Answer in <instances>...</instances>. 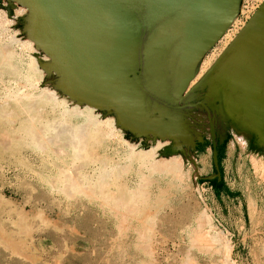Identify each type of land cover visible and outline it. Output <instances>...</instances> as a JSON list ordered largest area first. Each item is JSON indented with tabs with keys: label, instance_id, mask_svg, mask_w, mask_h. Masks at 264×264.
<instances>
[{
	"label": "rangeland",
	"instance_id": "rangeland-1",
	"mask_svg": "<svg viewBox=\"0 0 264 264\" xmlns=\"http://www.w3.org/2000/svg\"><path fill=\"white\" fill-rule=\"evenodd\" d=\"M25 13L1 0L0 264H264V148L251 145L242 127L215 125V140L224 134L215 194L205 112L192 116L205 139L187 147L192 153L118 124L103 131L108 118L93 120L102 111L68 104L39 66L48 56L16 23ZM223 35L191 83L233 37ZM164 154L163 168L155 162ZM119 198L131 206L123 218Z\"/></svg>",
	"mask_w": 264,
	"mask_h": 264
},
{
	"label": "water",
	"instance_id": "water-1",
	"mask_svg": "<svg viewBox=\"0 0 264 264\" xmlns=\"http://www.w3.org/2000/svg\"><path fill=\"white\" fill-rule=\"evenodd\" d=\"M13 1L26 8L19 31L48 56L39 66L54 72L51 80L69 97L112 110L135 135H168L191 148L205 140L190 112L202 107L210 178H220L224 139L222 132L214 139L215 125L242 127L251 145L264 148V0L191 84L240 0Z\"/></svg>",
	"mask_w": 264,
	"mask_h": 264
},
{
	"label": "bare ground",
	"instance_id": "bare-ground-1",
	"mask_svg": "<svg viewBox=\"0 0 264 264\" xmlns=\"http://www.w3.org/2000/svg\"><path fill=\"white\" fill-rule=\"evenodd\" d=\"M12 1H13V0H12ZM0 3H1V0H0ZM18 4H19V3H18ZM8 5H9V4H8ZM20 5H21V4H20ZM21 6H23V5H21ZM1 7H2V6H1ZM23 7H25V6H23ZM3 8H4V6H3ZM12 13H13V12H12ZM12 13H11V16L13 15ZM12 17H14V18H12V19H15V16H12ZM18 21H19V20H18ZM6 22H7V21H6ZM3 23H4V22H3ZM23 33H24V32H23ZM24 34H25V33H24ZM25 35H26V34H25ZM228 35H229V33H228ZM230 35H231V34H230ZM26 37H27V36H26ZM27 38H28V37H27ZM227 38H228V37H227ZM230 38H231V36H230ZM29 39H30V38H29ZM30 40H31V39H30ZM32 41H33V40H32ZM33 42H34V41H33ZM224 43H225V42H224ZM226 43H227V42H226ZM34 44H35V43H34ZM22 45H23V44H22ZM35 47H36V48H39V47L36 46V45H35ZM39 49H40V48H39ZM37 52H38V51H37ZM41 54H42V53H41ZM207 54H208V53H207ZM205 55H206V54H205ZM205 55H204V56H205ZM204 56H203V57H204ZM24 57H25V56H24ZM35 57H36V56H35ZM203 57H202V58H203ZM41 58H42V57H41ZM202 58H201V59H202ZM201 59H200V60L198 61V63H197V66H196V72H195L194 77H195L196 74H197V71H198V65H199ZM34 60H35V59H34ZM8 62H9V61H8ZM2 64H4V63H2ZM11 64H12V63H11ZM207 64H208V63H207ZM41 68H42V67H41ZM42 69H43V68H42ZM43 70H44V69H43ZM31 73H32V72H31ZM46 74L48 75V77H51V78H52L53 75H54V72L51 71V72L46 73ZM17 77H18V76H17ZM194 77L190 80V83H191V81L194 79ZM13 81H14V80H13ZM25 82H26V81H25ZM33 82H34V81H33ZM33 82H32V83H33ZM30 83H31V82H30ZM22 84H23V83H22ZM53 84H54V82H53ZM30 85H31V84H30ZM54 85H55V84H54ZM55 86H56V85H55ZM27 87H28V86H27ZM56 87H57V86H56ZM57 88H58V87H57ZM47 89H49V88H47ZM54 89H56V88H54ZM60 90H61V89H60ZM31 91H32V90H31ZM54 91H55V90H54ZM61 92H62L63 94H65L62 90H61ZM56 94H58V93H56ZM58 95H59V94H58ZM65 95H66V94H65ZM65 95H63V96H65ZM13 96H14V95H13ZM66 96L68 97V98H66L68 104L72 102V101H70L71 99H72V100H75V101L77 102V104H86V103H83V102H78L75 98L69 97L68 95H66ZM56 98H57V97H56ZM69 98H70V100H69ZM59 99H62V98H59ZM47 101H48V100H47ZM58 101H60V100H58ZM64 101H65V100H64ZM23 102H24V101H23ZM76 102H75V103H76ZM61 103H63V102H61ZM55 104H56V103H55ZM73 104H74V103H73ZM73 104H72V105H73ZM65 105H66V103H65ZM86 105H88V104H86ZM7 106H8V105H7ZM88 106H92V105H88ZM68 107H70V106H68ZM92 107H95V108L100 109V110L102 111L101 114L98 113L99 111H96V114H95V116L93 117V120H94V122H95L96 125H98L99 122H102V121L104 122V121H106V118H108V120H107L106 123H105L106 125H104V126L102 125V126H103V127H102V130H103V131H104V129H105V126H106V128H107L109 131H111V130L113 129V126H115L116 124H118V123L116 122V120L114 119L115 116H114V117H111V118L109 117V116H110V113H111L112 110H108V109H106L104 106H101V107L92 106ZM71 108H72V106H71ZM235 108H236L235 111H237V113L240 112V113H242V114L244 115V119H248L247 116H249V115H247L245 112H243L239 107H235ZM63 109H64V108H63ZM63 109H62V110H63ZM73 109H74V108H73ZM60 110H61V109H60ZM62 110H61V112H63ZM78 110H79V109H78ZM95 110H96V109H95ZM4 111H5V110H4ZM64 111H65V109H64ZM69 112H70V111H69ZM71 112H72V111H71ZM74 112H75V110H74ZM80 112H81V111H80ZM80 112H79V113H80ZM94 112H95V111H94ZM79 113H78V114H79ZM81 113H82V112H81ZM97 113H98V114H97ZM60 114H61V113H60ZM76 114H77V113H76ZM82 114H83V113H82ZM99 114H100V115H99ZM68 115H69V113H68ZM80 115H81V114H80ZM58 116H59V115H58ZM65 116H66V115H65ZM89 116H92V115H89ZM63 118H64V117H63ZM112 118H113L115 121H114ZM6 119H7V118H6ZM7 120H8V119H7ZM61 120H62V119H61ZM84 120H85V119H84ZM91 121H92V120H91ZM92 122H93V121H92ZM57 123L59 124V123H61V122L59 121V122H57ZM61 124H62V123H61ZM63 124H64V123H63ZM69 124H70V123H69ZM71 125H72V124H71ZM71 125H70V126H71ZM86 125H87V124H86ZM86 125H85V126H86ZM118 125H119V124H118ZM56 126H57V125H56ZM85 126H84V127H85ZM119 126H120V125H119ZM119 126H118V127H119ZM58 127H60V126H58ZM58 127H57V128H58ZM120 127H121V126H120ZM70 128H71V127H70ZM95 128H96V130L93 129V130L95 131V133H99V131H100V129H101V126H99V127L95 126ZM121 128H123V127H121ZM240 128H241V127H240ZM76 129H77V128H76ZM123 129H125V128H123ZM123 129H122V130H123ZM242 129H244V128H242ZM29 130H30V129H29ZM66 130H67V129H66ZM72 130H73V128H72ZM78 130H80V129H77V130H76L78 133H80V132L82 133V131H83V130H81V131L79 132ZM126 130H128V129H126ZM26 131H27V130H26ZM26 131H25V132H26ZM60 131H64V130H60ZM73 131H74V130H73ZM128 131H129V130H128ZM27 132H28V131H27ZM33 132H34V131H33ZM35 132H36V130H35ZM64 132H65V131H64ZM71 132H72V131H71ZM130 132H131V131H130ZM61 133H63V132H61ZM74 133H75V132H74ZM92 133H93V131H92ZM108 133H109V132H108ZM131 133H132V132H131ZM59 134H60V133H59ZM64 134H65V133H64ZM64 134H63V135H64ZM85 134H86V133H85ZM90 134H91V133H90ZM132 134H134V133H132ZM240 134H241V133H240ZM242 134H243V133H242ZM69 135H70V134H69ZM91 135H92V134H91ZM109 135H110V134H109ZM134 135H135V134H134ZM34 136H35V135H34ZM72 136H76V134H75V135H72ZM135 136H137V137H141V136H143V135H135ZM149 136H151V137H153V138L158 137V138H161V139H163V138H171V139H173L174 142H175V145H174L173 148H172L174 151H181V150L185 149V150H187L188 152H191V153H192V150H191L190 148L187 149V147H188L187 145H179V146H178V144H177V143H178V140L175 139V138H173V137H171V136H168V135L157 136V135L147 134L146 136H143V137L147 138V137H149ZM76 137H77V136H76ZM81 137H82V136H81ZM81 137H79V134H78V138H81ZM90 137H92V136H90ZM35 138H36V136H35ZM37 138H38V137H37ZM1 139H4V141H5V139H7V138L2 137ZM81 139H82V138H81ZM33 140H34V139H33ZM74 140H75V139H74ZM81 141H82V140H81ZM1 142H3V140H2ZM74 142H75V141H74ZM76 142L79 143L80 140H76ZM78 143H77V144H78ZM39 144H40V143H39ZM74 144H75V143H74ZM37 145H38V144H37ZM37 145H36V146H37ZM42 148H43V147H42ZM181 153H182V152H181ZM159 154H160V153H159ZM175 154H176V153H175ZM164 155H165V154H164ZM164 155H163V156L159 155L160 157H158L157 160H156V162H155V164L157 163L158 165H160V166L163 167V168L166 167V166L168 165V163H169L168 161H170V159L168 160L167 157H166V155H165V156H164ZM171 155H172V157L170 156L169 158H172V160H173V159H174V157H173L174 153H172ZM182 156H183V155H181L180 157H182ZM181 159H182V158H181ZM181 161H182V160H181ZM254 161H255V160H254ZM171 162H172V161H171ZM171 162H170V163H171ZM173 162H174V160H173ZM177 162H178V161H177ZM179 162H180V161H179ZM158 165H157V166H158ZM253 165L255 166V163H254ZM253 165H252V166H253ZM259 166H260V165H259ZM152 168H153V167H152ZM259 170H260V169H259ZM124 201H125L124 198H119V199L117 200V204H118L119 206L116 205V206L118 207V211H119L120 214L122 215V216H121L122 218L126 216L127 212L130 211V207H131V206H129V205L127 206V205H126L127 203L125 204ZM113 210H115V209H113ZM116 210H117V208H116ZM129 213H130V212H129ZM200 214H201V213H200ZM202 214H203V213H202ZM199 216H201V215H199ZM199 216H198V217H199ZM202 217H203V216H202ZM207 218H208V217H207ZM199 219H200V218H199ZM203 219H204V217H203ZM197 221H198V220H197ZM205 221H207L206 218H205ZM205 221H204V222H205ZM123 222H124V221H123ZM198 223L200 224V222H198ZM198 223H197V224H198ZM205 224H206V223H205ZM199 228H200V227H199ZM201 233H202V232H201ZM203 233H205V232H203ZM206 234H207V233H206ZM206 234H205V235H206ZM203 235H204V234H203ZM198 236H199V235H198ZM199 237H200V238H199ZM199 237L197 238L198 241H201V242H202V241H205L204 238H203V236H202V237L199 236ZM204 237H205V236H204ZM208 238H209V237H208ZM208 238H207V239H208ZM217 239H218V237H217ZM208 240H209V239H208ZM206 241H207V240H206ZM207 242H208V241H207ZM202 244H203V243H202ZM204 244H206V242H205Z\"/></svg>",
	"mask_w": 264,
	"mask_h": 264
},
{
	"label": "built area",
	"instance_id": "built-area-1",
	"mask_svg": "<svg viewBox=\"0 0 264 264\" xmlns=\"http://www.w3.org/2000/svg\"><path fill=\"white\" fill-rule=\"evenodd\" d=\"M260 2H261V0H259L256 3H251V1H249V0H240V4H239V8H238L237 14L233 18L231 23L228 25L226 30L223 32V34L225 32H227V33H232V36H233L238 31V29L244 24V22L248 19V17L252 14V12L255 10V8L258 6V4ZM223 34L209 48V50L206 52V54L207 53H212V50H215L217 48L218 43H220L222 41V39L225 38V37H223L224 36ZM219 51H220V49H219Z\"/></svg>",
	"mask_w": 264,
	"mask_h": 264
},
{
	"label": "trees",
	"instance_id": "trees-1",
	"mask_svg": "<svg viewBox=\"0 0 264 264\" xmlns=\"http://www.w3.org/2000/svg\"><path fill=\"white\" fill-rule=\"evenodd\" d=\"M217 158L219 159V155H218ZM207 180L210 182L215 194H217L218 190H219V188H220V186L222 184L221 177L219 179H217L216 176H214L212 178H208Z\"/></svg>",
	"mask_w": 264,
	"mask_h": 264
},
{
	"label": "flooded vegetation",
	"instance_id": "flooded-vegetation-1",
	"mask_svg": "<svg viewBox=\"0 0 264 264\" xmlns=\"http://www.w3.org/2000/svg\"><path fill=\"white\" fill-rule=\"evenodd\" d=\"M198 100H200V97L199 96L193 98L192 99V102H195L196 103ZM190 112L192 113V116H197L199 112H205V111H204V109L202 107H200V108L192 107ZM214 139H215V137H214ZM194 141H195V144L198 146V143H197L196 139H194Z\"/></svg>",
	"mask_w": 264,
	"mask_h": 264
}]
</instances>
